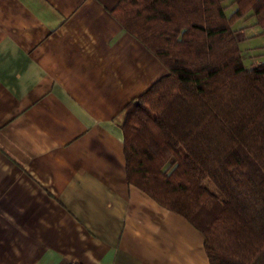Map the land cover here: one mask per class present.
Here are the masks:
<instances>
[{"label":"crops","instance_id":"1","mask_svg":"<svg viewBox=\"0 0 264 264\" xmlns=\"http://www.w3.org/2000/svg\"><path fill=\"white\" fill-rule=\"evenodd\" d=\"M119 0H0V264H209L127 181L124 107L167 75Z\"/></svg>","mask_w":264,"mask_h":264},{"label":"trees","instance_id":"2","mask_svg":"<svg viewBox=\"0 0 264 264\" xmlns=\"http://www.w3.org/2000/svg\"><path fill=\"white\" fill-rule=\"evenodd\" d=\"M119 0L112 15L167 75L123 109L127 181L202 233L209 264H264V62L233 25L264 0ZM264 35V30H263Z\"/></svg>","mask_w":264,"mask_h":264},{"label":"rangeland","instance_id":"3","mask_svg":"<svg viewBox=\"0 0 264 264\" xmlns=\"http://www.w3.org/2000/svg\"><path fill=\"white\" fill-rule=\"evenodd\" d=\"M222 4L226 7L227 15H230L236 9V6L232 4V0H223ZM252 15L251 12L248 13L232 27L246 69L264 62V29L257 25L256 17Z\"/></svg>","mask_w":264,"mask_h":264}]
</instances>
